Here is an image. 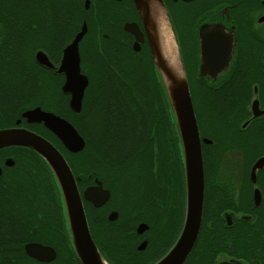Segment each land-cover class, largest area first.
Listing matches in <instances>:
<instances>
[{
  "label": "flooded vegetation",
  "instance_id": "flooded-vegetation-1",
  "mask_svg": "<svg viewBox=\"0 0 264 264\" xmlns=\"http://www.w3.org/2000/svg\"><path fill=\"white\" fill-rule=\"evenodd\" d=\"M71 1L86 11L75 34L85 24V36L91 22L95 29L102 23L113 26L111 32L101 33L106 64L111 55H117L125 66L148 56L155 71L132 0ZM162 2L176 36L190 96L196 101V109L192 106L202 155L203 194L192 243H186L188 207L180 141L177 166L171 167L164 154H154L146 174L127 175L119 156L108 160L106 150L98 147L92 135L80 134L74 120L88 123V130L90 121L77 116L82 105L78 112L70 108V95L61 90L62 74L36 62L35 75L25 66L16 72L0 63V120L13 118L5 125L0 122V129L34 133L63 157L95 247L83 246L94 262L80 258L50 165L34 148L9 144L0 148V264H264V0ZM95 4L103 5L98 13ZM115 17L117 22L105 24ZM125 24H136L142 40L126 31ZM51 27V22H40L35 30L40 47L34 52L42 49L56 64L62 47L75 34L53 59L48 52L58 50L59 44L50 37ZM5 38L7 34L0 31V53L10 49ZM40 70L48 73L56 95L57 90L60 93L59 108L49 112L67 121L82 138L78 151L68 149L42 122L22 116L36 107L44 110L29 104L40 95ZM80 72L87 78L84 98L89 78L81 65ZM11 98L14 102L22 99L15 109H11ZM257 161L259 167L253 169Z\"/></svg>",
  "mask_w": 264,
  "mask_h": 264
},
{
  "label": "trees",
  "instance_id": "trees-1",
  "mask_svg": "<svg viewBox=\"0 0 264 264\" xmlns=\"http://www.w3.org/2000/svg\"><path fill=\"white\" fill-rule=\"evenodd\" d=\"M78 6L80 10L76 9ZM95 6L97 13L103 7L101 4ZM83 12L86 14L83 5L71 0H0V31L7 34L5 41L10 48L0 53V63L9 65L16 72L19 67L25 66L26 71L30 70L35 75L33 52L40 47L35 30L40 22H51L53 25L50 37L55 45L59 44V49H50L48 54L57 59L63 43L70 40L77 31ZM117 19L108 18L105 24L109 21L115 23ZM91 24L80 41L79 54L80 65L86 70L89 65L85 61L86 53H90L89 62L95 65L91 78L88 77V84L92 79L93 82L89 91H85L82 110L77 115L89 118L90 129L88 123L78 120H74L75 126L85 138L87 134L95 138L91 139L101 150H106L108 160H114L115 155L119 156L122 171L127 175L146 174L151 165L149 159L155 155L159 157L164 154L169 158L171 167L173 163L177 166V161H180L179 137L165 92L159 78H156L149 57H143L138 64L125 66L123 61L114 60L117 55H111L112 59L109 58L106 64L101 55V33L106 32V29L111 32L113 26L104 27L102 23L95 29ZM98 39L100 42L97 44ZM40 76V95L36 101L30 100L32 103L29 104L36 103L44 110L55 111L59 108L56 105L59 90L57 96L54 85L47 79L46 71L40 70ZM45 93H49L48 97ZM191 99L196 109L193 94ZM20 100L15 99L14 102L11 98V109H15ZM155 149H158V153Z\"/></svg>",
  "mask_w": 264,
  "mask_h": 264
},
{
  "label": "water",
  "instance_id": "water-1",
  "mask_svg": "<svg viewBox=\"0 0 264 264\" xmlns=\"http://www.w3.org/2000/svg\"><path fill=\"white\" fill-rule=\"evenodd\" d=\"M132 1L143 24L151 61L165 92L180 141L188 207L187 227L185 229L186 243L191 244L198 226L202 205L203 164L189 87L176 36L162 0ZM160 19H163L172 38L175 53L173 64H169L162 57L159 31ZM124 29L134 34L136 39L142 40V33L136 24H125ZM85 32L86 25L83 24L80 31L62 47L59 61L56 64L48 58V55L42 49H37L33 54L34 61L38 65L49 69L54 74L64 76L65 80L61 90L64 94L70 95L69 106L74 112L81 109L83 92L87 85L86 76L80 72L78 51V43ZM134 45L137 49V42ZM22 116L31 121L42 122L45 127L61 139L68 149L78 151L83 147V140L73 127L53 113L36 107L25 111ZM9 144H26L34 148L50 165L56 175L65 201L71 235L79 256L85 261L94 262V257L87 258V253L83 250L84 244L87 243H90L92 248L95 247L88 233L76 184L66 161L44 138L23 129H0V148ZM255 167H259V161L255 163L253 169ZM94 253L98 257L97 252L94 251Z\"/></svg>",
  "mask_w": 264,
  "mask_h": 264
},
{
  "label": "bare ground",
  "instance_id": "bare-ground-1",
  "mask_svg": "<svg viewBox=\"0 0 264 264\" xmlns=\"http://www.w3.org/2000/svg\"><path fill=\"white\" fill-rule=\"evenodd\" d=\"M159 31L162 57L170 64L174 62L175 59L174 45L172 43V38L170 36L168 28L165 25L163 19H160L159 21Z\"/></svg>",
  "mask_w": 264,
  "mask_h": 264
},
{
  "label": "rangeland",
  "instance_id": "rangeland-1",
  "mask_svg": "<svg viewBox=\"0 0 264 264\" xmlns=\"http://www.w3.org/2000/svg\"><path fill=\"white\" fill-rule=\"evenodd\" d=\"M93 30H94V29H93ZM91 34H92V33H91ZM98 41H99V39H98ZM88 56H90V53H86V59H85V61L89 63V65H87L86 68H87V73L89 74L88 77L91 78V71H92V69H94V65H95V63H94V62L92 63V61L89 62L90 58H89ZM114 60H117V58H115ZM13 76H14V75H13ZM92 78H93V76H92ZM92 82H93V79H92ZM92 82H90V85L92 84ZM90 85L88 84V87L86 88V92L89 91ZM90 91H91V90H90ZM45 94H46V93H45ZM48 95H49V93H47L45 96L48 97ZM11 118H12V117H10V116H9V117L3 116V117H1L0 122L3 123L2 125H5V124H7L8 121H10ZM12 119H13V118H12ZM78 121H79V118H78ZM90 135H91V134H90Z\"/></svg>",
  "mask_w": 264,
  "mask_h": 264
}]
</instances>
